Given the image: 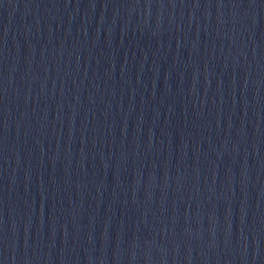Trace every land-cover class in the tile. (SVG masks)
I'll use <instances>...</instances> for the list:
<instances>
[{"label": "water", "instance_id": "95a60500", "mask_svg": "<svg viewBox=\"0 0 264 264\" xmlns=\"http://www.w3.org/2000/svg\"><path fill=\"white\" fill-rule=\"evenodd\" d=\"M0 264H264V0H0Z\"/></svg>", "mask_w": 264, "mask_h": 264}]
</instances>
